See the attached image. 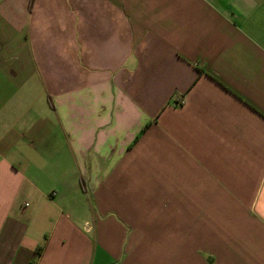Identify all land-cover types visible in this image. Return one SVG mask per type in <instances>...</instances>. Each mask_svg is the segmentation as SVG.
<instances>
[{"label": "crops", "instance_id": "crops-1", "mask_svg": "<svg viewBox=\"0 0 264 264\" xmlns=\"http://www.w3.org/2000/svg\"><path fill=\"white\" fill-rule=\"evenodd\" d=\"M0 264H264V0H0Z\"/></svg>", "mask_w": 264, "mask_h": 264}]
</instances>
